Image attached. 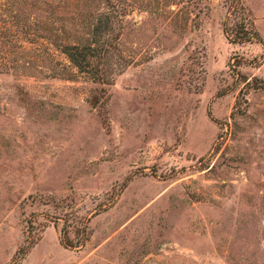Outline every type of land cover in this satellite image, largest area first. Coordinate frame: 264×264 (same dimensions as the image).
Returning a JSON list of instances; mask_svg holds the SVG:
<instances>
[{
	"label": "rangeland",
	"instance_id": "1",
	"mask_svg": "<svg viewBox=\"0 0 264 264\" xmlns=\"http://www.w3.org/2000/svg\"><path fill=\"white\" fill-rule=\"evenodd\" d=\"M8 1L82 33L108 10L117 47L110 82L69 76L58 43L7 22L0 264H264V0ZM240 23L256 35L233 41Z\"/></svg>",
	"mask_w": 264,
	"mask_h": 264
},
{
	"label": "trees",
	"instance_id": "2",
	"mask_svg": "<svg viewBox=\"0 0 264 264\" xmlns=\"http://www.w3.org/2000/svg\"><path fill=\"white\" fill-rule=\"evenodd\" d=\"M105 1L106 3L111 2V0ZM9 2L10 0L7 3ZM232 2H234V0L230 2L229 6H231V8H235L236 5L232 4ZM49 5L50 13L55 12L52 14L49 23L41 21V23L34 24L35 26H31L30 22H26L23 18H19L20 16L18 13L16 11L13 12L14 10L12 11L9 7L0 8V41L6 43L7 38L5 37V29H8L7 22H9L11 26H16V28L20 29L21 32L27 35V39H33L35 36H41L49 38L54 43H58L60 50L77 68L76 70H66V73L69 76L74 75L75 72H82L86 70L93 80L99 82H110L108 70L102 63L105 57L107 60L110 58L112 49L117 47V36H112L114 42L109 40L106 36L104 37V31L111 27V22L114 17L108 15V10H101L96 13L94 12L92 14V19L94 20H88V23L82 26L88 27L87 30L82 33L80 32L81 30H78L75 26L73 16L69 15L66 17L65 14L57 11L55 5ZM6 11L11 14V16L9 15L10 17L7 16L8 13H6ZM85 18L87 19V16H85ZM101 18L105 19V28H102L100 25ZM66 21H69L70 24H66ZM56 22H60L62 24L59 27L60 31H58V24ZM75 23L77 22L75 21ZM228 30L232 34L233 41H240L243 39L246 40V38L251 39L256 35V32L243 27L242 23L238 25H230L229 28L225 29V32H228ZM7 51H10L9 47L4 49V53H2L0 57H4L7 54ZM81 231V235L77 238V240H75V242H70L67 238L63 240V244H83V242L87 239L86 227L83 226ZM64 232H66V230H64Z\"/></svg>",
	"mask_w": 264,
	"mask_h": 264
}]
</instances>
